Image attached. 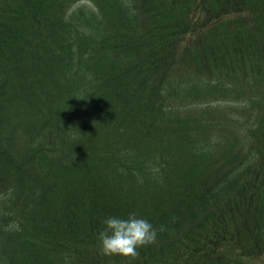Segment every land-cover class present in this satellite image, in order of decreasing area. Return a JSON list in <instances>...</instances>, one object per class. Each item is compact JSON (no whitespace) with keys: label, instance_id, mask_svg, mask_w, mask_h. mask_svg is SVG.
<instances>
[{"label":"trees","instance_id":"obj_1","mask_svg":"<svg viewBox=\"0 0 264 264\" xmlns=\"http://www.w3.org/2000/svg\"><path fill=\"white\" fill-rule=\"evenodd\" d=\"M263 262L264 0H0V264Z\"/></svg>","mask_w":264,"mask_h":264},{"label":"clouds","instance_id":"obj_2","mask_svg":"<svg viewBox=\"0 0 264 264\" xmlns=\"http://www.w3.org/2000/svg\"><path fill=\"white\" fill-rule=\"evenodd\" d=\"M159 172V168L153 169ZM142 182V178H141ZM104 227L98 233L102 250L106 254L136 256L139 246L154 243L158 238L157 227L135 212L127 217L109 215L103 221Z\"/></svg>","mask_w":264,"mask_h":264},{"label":"rangeland","instance_id":"obj_3","mask_svg":"<svg viewBox=\"0 0 264 264\" xmlns=\"http://www.w3.org/2000/svg\"><path fill=\"white\" fill-rule=\"evenodd\" d=\"M264 263V262H263Z\"/></svg>","mask_w":264,"mask_h":264}]
</instances>
